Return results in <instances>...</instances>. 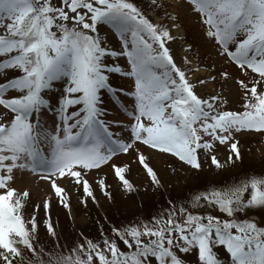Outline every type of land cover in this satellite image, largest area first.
Returning a JSON list of instances; mask_svg holds the SVG:
<instances>
[{
	"label": "snow or ice",
	"instance_id": "1",
	"mask_svg": "<svg viewBox=\"0 0 264 264\" xmlns=\"http://www.w3.org/2000/svg\"><path fill=\"white\" fill-rule=\"evenodd\" d=\"M185 2L218 55L239 72L220 73L240 93L238 111L220 93L199 94L207 80L192 79L187 55L176 62L169 47L175 17L167 16L171 25L154 23L133 0H0V264H188L192 254L197 264H264V225L249 217L264 210V175L207 188L183 204L169 201L155 215L101 231L99 241L81 237L67 253L55 244L37 246L41 206L46 232L56 236L51 201L29 215L31 193L16 186V174L28 172L48 182L68 208L59 181L73 182L95 201L88 175L105 166L133 191L129 166L114 163L121 154H134L150 183L160 186L141 146L193 170L205 159L217 169L243 160L237 134L264 135V0ZM149 3L164 8V0ZM102 26L119 49L110 47ZM113 75L131 79V89L114 86ZM106 94L126 123L107 119ZM218 146L227 147L226 161L215 154ZM95 183L110 195L105 178Z\"/></svg>",
	"mask_w": 264,
	"mask_h": 264
},
{
	"label": "rangeland",
	"instance_id": "2",
	"mask_svg": "<svg viewBox=\"0 0 264 264\" xmlns=\"http://www.w3.org/2000/svg\"><path fill=\"white\" fill-rule=\"evenodd\" d=\"M157 2L159 3L161 0H157ZM133 3L142 11L144 10V13L154 23L163 22L171 25L173 22L169 21L167 16L175 17L174 23L178 27H172V35L175 39L170 42L169 47L176 62L181 63L182 58L187 55L191 61L188 67L193 70L192 79L203 77L207 80V85L198 89L199 94L206 96L220 93L228 101L227 108L240 110V93L236 86L231 80L224 82L220 78V73L225 69L234 76L239 75L238 70L234 66H229L224 58L218 55L217 50L204 35L199 16L192 12L185 0H164V8L162 9L152 8L149 0H133ZM101 33L108 37L110 47L119 49V42L111 29L102 26ZM189 45L191 51L186 52L185 50ZM118 62L123 67H127L125 59L121 58ZM212 76L216 77L214 81L211 79ZM241 78L243 79L242 76ZM111 82L114 86L122 87L126 91L132 87L131 79L118 75H113ZM59 84H63V81ZM60 92L61 87L58 85L55 94L59 95ZM128 99L130 98L122 97V102L127 103ZM104 102V106L110 113L107 119L125 123L128 121V117L112 102L109 95H105ZM2 111L0 109V112ZM44 119L50 127L52 123L50 115L44 117ZM236 139L239 141V147L245 162L250 165H259V162L264 161V135L242 132L237 134ZM42 147H44L45 154H47V147L44 145ZM141 151L149 158L150 166L157 172L161 181L160 186H154L150 183L143 168L135 162L134 154H121L114 159V163L129 166L126 177L133 185V191H125L114 176L113 171L105 166L88 175V180L93 185L95 201L84 197L82 189L73 182L67 179L59 181L60 185L66 189L68 208H65L54 197L48 182L42 181L28 172H18L16 174V186L20 190H28L31 193V200L27 205L29 215L32 214L35 205H42L45 200L51 201L48 216H50L56 236L53 238L46 232V214L41 206L39 212L36 213L39 224L37 246L52 249L55 244L57 249L63 246V251L67 253L70 248L80 242L81 237H84V234L80 236L76 233V228L85 233L87 238L99 241L100 236L95 232L97 230H105L110 224L118 223V226H121L131 221L155 215L160 211L157 210L158 208L168 207V200L173 199L172 197L183 191H188L185 200L188 201L199 191L218 186L212 181L219 177V173L223 171V168L217 169L211 165L210 160H203L201 169L193 170L169 154H161L155 150L147 149L145 146H141ZM215 154L222 161H226L229 152L226 146H218ZM230 168V164H225L224 170ZM101 177L106 179L107 191L110 194L108 197L96 186L95 182ZM201 177H207V180L201 179ZM207 184L208 187L205 188ZM188 186L194 187L189 191ZM196 187L198 192L197 189L194 190ZM82 198L86 200V203L82 202ZM249 217L264 225V219L258 213L249 214ZM43 243H46V245H42ZM218 251L221 258L226 260V254L222 250ZM185 259L188 264H197L195 254L188 255Z\"/></svg>",
	"mask_w": 264,
	"mask_h": 264
},
{
	"label": "trees",
	"instance_id": "3",
	"mask_svg": "<svg viewBox=\"0 0 264 264\" xmlns=\"http://www.w3.org/2000/svg\"><path fill=\"white\" fill-rule=\"evenodd\" d=\"M259 165H261V166H259ZM259 165H256V164L250 165L247 162H245V159L243 157L242 161H237L234 165L230 164V167H231L230 169L224 170V168H223L222 169L223 171L219 173V177L216 180L212 181V182L214 184H217L218 186H222V185H225V184H230V183H233V182H237V181H239V180H241V179H243V178H245L247 176L264 175V161L259 162ZM206 178L207 177H201V179H204V180H207ZM193 187L194 186H192V187L188 186L189 191L191 189H193ZM198 187H202V186H198ZM206 187H208V184L205 185V188ZM196 189H197V192H198V188L197 187L194 190H196ZM187 192H188L187 190L183 191L182 193L178 194L177 196L172 197L173 199L170 198L168 201H172V202L177 201V202H175L177 204L185 203L186 202L185 201L186 200V196L188 194ZM180 201H183V202H180ZM157 210H161V208H158ZM256 213H258V215L261 218L264 219V210H258V211L255 212V214ZM27 214H28V212H27ZM249 214H253V213H249ZM145 216H147V215L145 214ZM112 226H118V223L110 224V225H108L105 228V230H102V231L107 232ZM95 232H97L98 235L100 236L101 231L97 230ZM76 233H78L80 236H82L84 234V237H86V234L83 233V232H80L79 230H77V228H76ZM42 245H46V243L45 244L43 243Z\"/></svg>",
	"mask_w": 264,
	"mask_h": 264
}]
</instances>
